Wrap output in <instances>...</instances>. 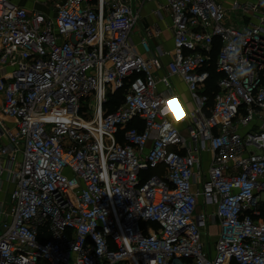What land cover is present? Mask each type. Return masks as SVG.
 Returning a JSON list of instances; mask_svg holds the SVG:
<instances>
[{
    "label": "built area",
    "instance_id": "obj_1",
    "mask_svg": "<svg viewBox=\"0 0 264 264\" xmlns=\"http://www.w3.org/2000/svg\"><path fill=\"white\" fill-rule=\"evenodd\" d=\"M48 2L0 0V114L13 122L0 121V264H264V15L238 27L218 0H166L165 65L161 47L133 42L131 0Z\"/></svg>",
    "mask_w": 264,
    "mask_h": 264
},
{
    "label": "crops",
    "instance_id": "obj_2",
    "mask_svg": "<svg viewBox=\"0 0 264 264\" xmlns=\"http://www.w3.org/2000/svg\"><path fill=\"white\" fill-rule=\"evenodd\" d=\"M16 4L28 7L30 9L34 8L32 2L28 0H14ZM219 3L227 11V22L238 27H243L249 23H254L258 21V16L264 15V0H218ZM234 2H239L244 5L252 6L258 5V11L254 12L251 8L249 10L235 9L233 7ZM131 4L140 11V17L138 24L132 32V40L136 44L138 51L144 52L141 41L143 38H147L154 50L158 47L166 52L163 56V62L166 65L172 59V51L174 48V35L172 29V18L169 9L167 8L166 0H155L146 1L143 0H131ZM46 9L45 8H42ZM148 31L151 34H148ZM9 70V68H8ZM6 71V68L0 67V75ZM166 71L165 68L157 72L158 78L163 77ZM172 83L174 85L176 93L179 95V99L186 108H193V102L190 93L187 89L186 84L179 77H172ZM3 103L2 96L0 95V109ZM4 120L7 126H13V122L9 119H5L0 114V121ZM184 126L183 124H180ZM3 142L7 139L2 137ZM11 190V186H8L6 181H3V191L0 197L8 195ZM216 226V225H215Z\"/></svg>",
    "mask_w": 264,
    "mask_h": 264
},
{
    "label": "rangeland",
    "instance_id": "obj_3",
    "mask_svg": "<svg viewBox=\"0 0 264 264\" xmlns=\"http://www.w3.org/2000/svg\"><path fill=\"white\" fill-rule=\"evenodd\" d=\"M11 1L15 2L14 0H11ZM28 1L32 2L34 5V8H37V9H42V8H45L46 6L50 7L52 5L50 2H48L49 5H47L48 4L47 0H28ZM105 111H108V108L105 107ZM203 156H204V169L207 170L210 164V155L208 153H204ZM7 176H8V173L5 172V174L3 175V177H1V179L3 178V180H6ZM8 203H10V195H9ZM209 231L210 233H208ZM217 232H218V228L215 225H211L207 227L203 226L201 228V238H202V241L205 243L206 250L208 249L214 250L215 241L217 239Z\"/></svg>",
    "mask_w": 264,
    "mask_h": 264
},
{
    "label": "trees",
    "instance_id": "obj_4",
    "mask_svg": "<svg viewBox=\"0 0 264 264\" xmlns=\"http://www.w3.org/2000/svg\"><path fill=\"white\" fill-rule=\"evenodd\" d=\"M218 49H219V42L217 41L216 42V50L213 54V61L209 67V70L211 72V79L208 82V87L206 90L207 93L211 97L210 103H213L214 92H217L219 90V87L217 85V81L221 77V75L216 71V63H215ZM212 70H213V72H212ZM123 100H124V91H119L116 93H109L108 102L106 103V108H108V112H110V111L112 112V111L116 110L123 103ZM262 216H264V213Z\"/></svg>",
    "mask_w": 264,
    "mask_h": 264
},
{
    "label": "clouds",
    "instance_id": "obj_5",
    "mask_svg": "<svg viewBox=\"0 0 264 264\" xmlns=\"http://www.w3.org/2000/svg\"><path fill=\"white\" fill-rule=\"evenodd\" d=\"M248 71H250V69H248ZM241 74H245L244 72H241Z\"/></svg>",
    "mask_w": 264,
    "mask_h": 264
}]
</instances>
